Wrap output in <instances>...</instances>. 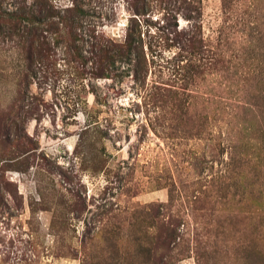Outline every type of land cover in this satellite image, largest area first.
Wrapping results in <instances>:
<instances>
[{
	"label": "rangeland",
	"instance_id": "obj_1",
	"mask_svg": "<svg viewBox=\"0 0 264 264\" xmlns=\"http://www.w3.org/2000/svg\"><path fill=\"white\" fill-rule=\"evenodd\" d=\"M48 1L0 0V264H264V0Z\"/></svg>",
	"mask_w": 264,
	"mask_h": 264
},
{
	"label": "trees",
	"instance_id": "obj_2",
	"mask_svg": "<svg viewBox=\"0 0 264 264\" xmlns=\"http://www.w3.org/2000/svg\"><path fill=\"white\" fill-rule=\"evenodd\" d=\"M36 1H37V10H38L39 16L37 14H33L32 13L31 20H29V22L27 23L28 25L27 26H23V28H25V32H27V35H28V38H29L30 42L33 43V41L36 39V43H37L36 47H41L44 44H46L45 41L43 40L44 36L41 33V31L49 29V28L55 29L56 26H55V22L47 21L46 29L45 28L42 29V28L39 27V23L41 21H44L45 17L51 16L50 11L53 10V7H52V4L48 0H33V2H36ZM222 1H223V4H224L225 0H222ZM63 10L65 11V14L61 15V17L59 16L61 18V21H59V23H61V25L66 28V35L73 36L74 34H76L75 27L77 28V24H76V26L74 24V19L76 18V17H74V15L76 16L75 11L77 10V14L79 16L80 14L83 13V10L78 8V7H76V6L66 7ZM194 10H195V8H194ZM56 14H58V13L56 12ZM59 17H58V19H59ZM185 17L188 20H191V25L190 26H194L195 25V23L193 21V19H195V17L192 14V12L186 13ZM37 22H38V24H35ZM256 33H257V36L255 37L256 41H259V40L261 41V40L264 39L263 38V34H261L260 31H256L255 35H256ZM193 42H194V40L191 41V45H193ZM28 43H29V41H28ZM29 47H33L32 44L30 45V43H29ZM211 55H212V52H211ZM28 57H31V56L29 55ZM40 58H41V55H39V59ZM248 58H250L251 63L253 62V66H252V69H251L252 72H254V68H256L258 72L264 74V60L262 61L261 58L254 57V56L253 57L250 56ZM214 60L215 61H219L221 66L223 67V65H224L225 69H227V68H229V63L230 62H231V65L235 64L236 58H231L229 56H225L224 52L222 51V49H220V50L218 49L215 52ZM245 60H247V58L246 59L244 58V59H241V60L239 59V61H240L239 65H240V63H242ZM258 91L262 92V90H260V89H258ZM184 114H185V112H184ZM185 120L189 123V124L185 125L186 129H190L191 130L192 128H195V129L197 128V124L196 123H194L191 120H190V122L188 121L189 118H187ZM261 130L262 131L264 130V123L260 125V131ZM224 164H228V165L236 167L238 169L240 166H242L244 164V161L239 156V154L236 153V151L233 150V152L232 151H231V153L229 152L227 161H224ZM215 186H216V191H217L219 196L226 195L225 194V186H223L222 183L220 184V181L215 183ZM251 187L252 188H250V190H251L252 194L259 198L260 194H261L260 192H262V190H260V189H264V186H260L259 189H258L253 184V186H251ZM168 231L169 232L167 233V237H170L169 239L173 240L174 239V235H175V230L170 229Z\"/></svg>",
	"mask_w": 264,
	"mask_h": 264
}]
</instances>
